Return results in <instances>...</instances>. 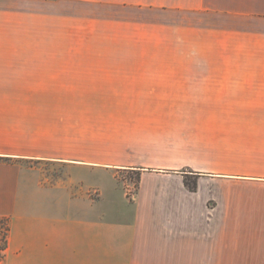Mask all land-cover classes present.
<instances>
[{
  "label": "crops",
  "instance_id": "obj_1",
  "mask_svg": "<svg viewBox=\"0 0 264 264\" xmlns=\"http://www.w3.org/2000/svg\"><path fill=\"white\" fill-rule=\"evenodd\" d=\"M0 217L3 264H264V0H0Z\"/></svg>",
  "mask_w": 264,
  "mask_h": 264
},
{
  "label": "rangeland",
  "instance_id": "obj_2",
  "mask_svg": "<svg viewBox=\"0 0 264 264\" xmlns=\"http://www.w3.org/2000/svg\"><path fill=\"white\" fill-rule=\"evenodd\" d=\"M121 177L123 178H126V179H129L130 180V185H131V190L129 192L133 193L134 190H135V186H136V175L129 172V173H124V174H121ZM1 218L0 217V264H3V261H4V257H5V251H2L1 249L3 248L4 246V239H3V232H4V226L2 224V221H1ZM3 219L7 220L6 218L3 217ZM15 254L14 253H10L9 255V261H8V264H15Z\"/></svg>",
  "mask_w": 264,
  "mask_h": 264
},
{
  "label": "trees",
  "instance_id": "obj_3",
  "mask_svg": "<svg viewBox=\"0 0 264 264\" xmlns=\"http://www.w3.org/2000/svg\"><path fill=\"white\" fill-rule=\"evenodd\" d=\"M138 181V174L136 175V182ZM185 185L188 188L189 191L193 192L196 189V182L195 180L188 178L185 179ZM2 224L5 227L4 228V232H3V239H4V246L1 249L2 251H5L6 249V243H7V235H8V231H9V226H8V222L7 220L1 218Z\"/></svg>",
  "mask_w": 264,
  "mask_h": 264
}]
</instances>
